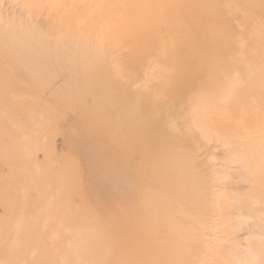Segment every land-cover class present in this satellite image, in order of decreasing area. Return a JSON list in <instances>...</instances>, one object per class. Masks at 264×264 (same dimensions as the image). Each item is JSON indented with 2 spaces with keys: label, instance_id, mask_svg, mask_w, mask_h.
Returning a JSON list of instances; mask_svg holds the SVG:
<instances>
[{
  "label": "snow or ice",
  "instance_id": "6c2138e0",
  "mask_svg": "<svg viewBox=\"0 0 264 264\" xmlns=\"http://www.w3.org/2000/svg\"><path fill=\"white\" fill-rule=\"evenodd\" d=\"M0 146V264H264V0H0Z\"/></svg>",
  "mask_w": 264,
  "mask_h": 264
},
{
  "label": "bare ground",
  "instance_id": "6f19581e",
  "mask_svg": "<svg viewBox=\"0 0 264 264\" xmlns=\"http://www.w3.org/2000/svg\"><path fill=\"white\" fill-rule=\"evenodd\" d=\"M8 2H13V0H8ZM20 2H25V0H20ZM66 2H71V0H66ZM146 2L199 4V3H212V2H215V0H146ZM250 2L259 3V0H250ZM174 35H176V34L174 33ZM177 38L179 39V37H177ZM38 55L41 56V57L45 56V54L43 52L39 53ZM67 68L68 67L66 65H62L60 63H57L54 60L51 63H49L47 65V67H46V70H47V74H48V77H49L50 81L52 82L53 79L59 77L63 72H65V70H67ZM71 80H72V74H71V76H68V78H64L63 82L60 85L54 86L53 92H56L61 87H67L68 84L71 82ZM68 106H69V108H71V106H72L71 103H69ZM61 144H62V141H61ZM20 151H21V155H22L23 159L26 160L25 158H27V161H30L32 163V168H33L32 174L33 175H40L41 173H44V172H46L48 170H51V169H53L54 167H56L58 165V161L53 159L51 155H49L46 158L45 154H44V152L42 150L41 151H35L34 150L32 155H31V158H28L26 156V153H25L23 148H20ZM103 152H105V151H103ZM41 157H43L44 161H45L44 162L45 163L44 167H41L40 163H39V160H40ZM16 164L18 166V169L25 167L24 163H17L16 162ZM65 166H69L68 162H66ZM93 180H95V179H93ZM91 183H92V181H91Z\"/></svg>",
  "mask_w": 264,
  "mask_h": 264
},
{
  "label": "rangeland",
  "instance_id": "374dc122",
  "mask_svg": "<svg viewBox=\"0 0 264 264\" xmlns=\"http://www.w3.org/2000/svg\"><path fill=\"white\" fill-rule=\"evenodd\" d=\"M48 65V64H47ZM71 72L69 70V68H67V70H65V72H63L59 77L53 79L52 81V84L54 86L56 85H60L64 78H68V76H71ZM50 95H52L50 93ZM56 101L58 103H63V99L62 97H55ZM98 142V143H97ZM99 146V147H98ZM106 139L105 138H101L99 141H96L94 142L93 144V147L96 151V153L100 154L101 156L105 155V152H106ZM96 147V148H95ZM98 147V148H97ZM99 149V150H98ZM98 150V151H97ZM105 151V152H103ZM102 154H101V153ZM26 160L23 159L22 155H21V151L20 149L15 153V162L17 163H24L25 166H27L30 171L32 172L33 168H32V163L30 161H27V158H25ZM24 161V162H23ZM44 158L41 157L40 160H39V163H40V166L41 167H44L45 166V163H44ZM3 166H4V158H3V149H2V146H0V172H2L3 170ZM92 179V180H91ZM95 179V180H93ZM84 180H85V183L88 184V183H91L92 181V184H94V186L100 191V192H104L106 191V186L104 184V181L103 179H101V177L99 176H90L87 172L85 173V176H84ZM104 187H103V186Z\"/></svg>",
  "mask_w": 264,
  "mask_h": 264
}]
</instances>
